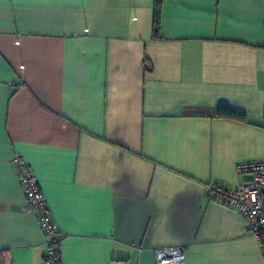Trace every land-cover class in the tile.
<instances>
[{"label":"crops","instance_id":"obj_1","mask_svg":"<svg viewBox=\"0 0 264 264\" xmlns=\"http://www.w3.org/2000/svg\"><path fill=\"white\" fill-rule=\"evenodd\" d=\"M15 155L60 264H155L162 245L185 264H264L206 188L264 159V0H0V264H44Z\"/></svg>","mask_w":264,"mask_h":264},{"label":"built area","instance_id":"obj_2","mask_svg":"<svg viewBox=\"0 0 264 264\" xmlns=\"http://www.w3.org/2000/svg\"><path fill=\"white\" fill-rule=\"evenodd\" d=\"M13 165L23 188L27 210L35 214L45 235L46 251L44 264H60L59 240L46 206L45 197L29 164L15 155ZM238 174H249L251 179L228 187L218 182L206 185L208 195L242 214L247 223V231L264 245V159L239 162L235 166ZM155 264H185L181 245H162L154 249Z\"/></svg>","mask_w":264,"mask_h":264},{"label":"trees","instance_id":"obj_3","mask_svg":"<svg viewBox=\"0 0 264 264\" xmlns=\"http://www.w3.org/2000/svg\"><path fill=\"white\" fill-rule=\"evenodd\" d=\"M159 22H160L159 6L158 4H156L154 8V16H153V37H156L158 33ZM216 116L218 118L231 119V120L240 121V122L246 121V116L243 113L229 109L228 107H224V106H220L219 108H217Z\"/></svg>","mask_w":264,"mask_h":264}]
</instances>
